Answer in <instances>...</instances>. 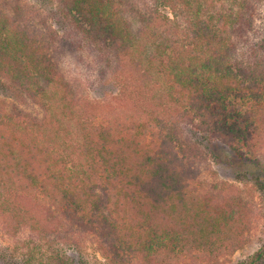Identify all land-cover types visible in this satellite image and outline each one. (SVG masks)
I'll return each instance as SVG.
<instances>
[{"label": "trees", "instance_id": "16d2710c", "mask_svg": "<svg viewBox=\"0 0 264 264\" xmlns=\"http://www.w3.org/2000/svg\"><path fill=\"white\" fill-rule=\"evenodd\" d=\"M149 1L49 0L46 19L0 8V92L14 101L0 103V218L41 237L22 264H76L57 249L69 226L113 264H217L249 242L244 197L197 170L219 146L244 161L264 147L263 0ZM67 51L136 70L150 102L90 119ZM240 264H264V243Z\"/></svg>", "mask_w": 264, "mask_h": 264}, {"label": "rangeland", "instance_id": "374dc122", "mask_svg": "<svg viewBox=\"0 0 264 264\" xmlns=\"http://www.w3.org/2000/svg\"><path fill=\"white\" fill-rule=\"evenodd\" d=\"M151 2L153 3L152 0L149 1ZM16 3L24 5L27 12L41 10L43 19L48 17H46L49 13L47 8L51 7L49 0H0V8L6 9ZM142 3L141 1L140 4ZM259 5L257 26L264 37V0ZM169 15L171 17V14ZM50 19L49 17L47 22H42L37 18L36 22L40 21L41 26L45 23L50 25L52 23ZM58 26L61 25H55L56 28ZM60 29L62 33L66 32L65 28L60 27ZM44 30H48L46 26ZM59 61L67 80L76 87L81 97L83 113L97 123L106 122L120 113L143 108L145 101L151 100V91L145 87L143 79L139 77L136 70L127 67L116 71L112 66L107 67L100 58L82 51L77 53L67 51V54L62 55ZM4 102L9 104L14 101L0 92V103ZM18 103H21L20 106L26 110L30 109L38 114L41 112L38 107L28 106L20 100ZM216 152L221 155V159L217 162L216 159L209 157L206 163L199 165L197 174L200 180L208 183L227 181L248 204L247 208L251 212L252 220L248 244L243 249L221 256L220 262L217 263L240 264L255 254L264 243V147L250 161L235 158L233 153L224 146H219ZM8 222L0 218V261L7 264H22V257L33 244L40 242L41 237L29 229L16 231ZM65 229L68 231L63 235L64 243L58 242L57 249H63L72 256L76 264H82L81 259L87 264H113L103 256L93 235L84 233L78 227L69 226ZM70 237L75 238L76 242H65ZM178 264L214 263L207 262L199 256Z\"/></svg>", "mask_w": 264, "mask_h": 264}]
</instances>
